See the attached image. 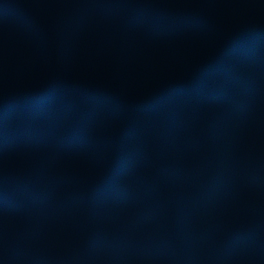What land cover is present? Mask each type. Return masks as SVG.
I'll return each mask as SVG.
<instances>
[{"label": "rangeland", "instance_id": "1", "mask_svg": "<svg viewBox=\"0 0 264 264\" xmlns=\"http://www.w3.org/2000/svg\"><path fill=\"white\" fill-rule=\"evenodd\" d=\"M0 1L32 11L41 36L23 56L0 54V103L55 80L51 87L79 104L72 133L95 141L102 132L114 138L126 122L118 99L138 101L184 79L235 33L264 25V0ZM139 6H147L149 12L136 11ZM114 21L120 24L117 30ZM132 28L152 38L137 43L123 39V31ZM69 84H78L86 94L70 91ZM238 104L229 141L211 155L203 123L182 106L151 118L176 140L166 160L145 157L135 175L158 193V201L148 209L160 220V236L138 235L137 215H119L110 206L92 210L87 219L0 211V264H250L253 255L264 252V227L251 234L259 239L252 251L231 253L223 243L242 228L239 218L229 215L236 209L237 192L240 198L246 194L248 204L257 197L264 204V150L247 154L249 171L238 168L236 154L237 149L250 148L264 131L263 71L255 73L251 94L238 95ZM106 121H113L114 127L106 129ZM125 149L140 153L137 143L128 142ZM53 154L46 150L41 156ZM36 160L27 150L18 156L0 154V177L23 178L36 169ZM255 179L261 192L249 184ZM224 208L229 211L221 225L215 210ZM180 217L190 236L182 251L171 243ZM262 220L256 219L247 229ZM161 250L165 254H159Z\"/></svg>", "mask_w": 264, "mask_h": 264}, {"label": "trees", "instance_id": "2", "mask_svg": "<svg viewBox=\"0 0 264 264\" xmlns=\"http://www.w3.org/2000/svg\"><path fill=\"white\" fill-rule=\"evenodd\" d=\"M128 7L131 12L133 6ZM138 9L149 12L147 6L135 7ZM40 37L32 11L0 1V54L23 56ZM258 71L264 72L261 24L235 33L212 57L187 71L184 79L171 81L138 101L118 99L127 120L117 128L114 138L102 137L99 141L72 133L79 105L70 102L59 88L51 87L55 80L3 99L0 154L18 156L27 150L37 160L33 173L23 178L0 177V211L87 219L92 210L110 206L119 215H137L138 235L160 236V220L155 211L148 209L158 201V193L145 178L135 175L145 157L166 160L176 140L165 126L151 118L182 106L203 123L208 154L218 153L229 141L238 119V95L253 92ZM69 85L70 91L86 94L78 84ZM128 142L139 144L140 153L126 151ZM46 150L54 154L42 157ZM249 184L258 190L256 179ZM247 205V197L242 196L238 201L240 213L248 211ZM263 227L264 220L236 231L223 243L224 250L251 251L259 243L251 234ZM189 237L186 222L178 218L171 243L182 251ZM209 241L217 244L214 238ZM163 258L166 260L165 255Z\"/></svg>", "mask_w": 264, "mask_h": 264}, {"label": "crops", "instance_id": "3", "mask_svg": "<svg viewBox=\"0 0 264 264\" xmlns=\"http://www.w3.org/2000/svg\"><path fill=\"white\" fill-rule=\"evenodd\" d=\"M149 158L154 159L153 157H149ZM140 168H141V166H140ZM237 181H238V179H235V182L236 183H237ZM223 184L224 185H227V183H223ZM237 187H238V185L236 186V188ZM262 189H263L262 188V185L259 184V188H258L257 191H260L261 192ZM242 196H246V194H243ZM238 198H240V197H239V194L237 192L236 195L233 197V203H234V205L236 207V209L234 210V212H230L227 208L215 210V215H217V216L220 217L218 219V221H216V223H219L221 225H224L221 218L224 217V214L226 213V211L227 212L229 211V215L230 216H232V217L235 216V217H238L239 218V220L241 222V224L239 226H242V228H240V229H245V228L247 229V226H249L250 224H252L256 219H258V220L263 219L264 220V208H263L262 204L260 203L261 199H259L257 197L256 200H255V203L254 202H252V204L251 203H249V204L247 203L248 204L247 205L248 206V211L245 212V213H240L239 207H238V203H237V201H239ZM247 200H248V197H247ZM255 207H259L258 211H256V214L252 213V211L254 210ZM242 214H244V215H242ZM245 255H247V254L245 253ZM250 262H251L250 264H264V252L263 253L258 252L257 254L253 255L252 258H251V260H250Z\"/></svg>", "mask_w": 264, "mask_h": 264}, {"label": "built area", "instance_id": "4", "mask_svg": "<svg viewBox=\"0 0 264 264\" xmlns=\"http://www.w3.org/2000/svg\"><path fill=\"white\" fill-rule=\"evenodd\" d=\"M112 27L114 30H117L120 28V24L117 23L116 21H114ZM184 31H187V29ZM151 38L152 37H149V36L143 34V32L137 28H132L131 32L128 30L123 31V39H127L129 42H132V43H137L139 41H145L146 39H151ZM262 124H263L262 126L264 128V121ZM112 127H114V122L113 121H106V129H111ZM263 132L264 131L262 130L259 133L260 136L257 137V139L254 141V143L251 145L250 148H248L247 150H240V149L236 150V154L238 156V168H242V169L247 170V171H249L251 169L250 164L247 161V154L252 152L254 149H263L264 150V133ZM102 135H103L102 137H108L109 138V136L105 132H102ZM263 208H264V204H263Z\"/></svg>", "mask_w": 264, "mask_h": 264}]
</instances>
